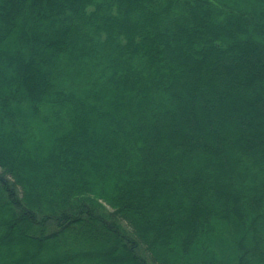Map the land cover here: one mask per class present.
Listing matches in <instances>:
<instances>
[{
    "label": "trees",
    "instance_id": "16d2710c",
    "mask_svg": "<svg viewBox=\"0 0 264 264\" xmlns=\"http://www.w3.org/2000/svg\"><path fill=\"white\" fill-rule=\"evenodd\" d=\"M14 250L264 264V0H0V259Z\"/></svg>",
    "mask_w": 264,
    "mask_h": 264
},
{
    "label": "rangeland",
    "instance_id": "374dc122",
    "mask_svg": "<svg viewBox=\"0 0 264 264\" xmlns=\"http://www.w3.org/2000/svg\"><path fill=\"white\" fill-rule=\"evenodd\" d=\"M250 63V62H249ZM251 63H253V62H251ZM243 73V72H242ZM244 74V73H243ZM251 77V75H249V76H247V74H245V78L246 79H248V78H250ZM245 79H243V81H244ZM244 92V94H247L246 92V90H244L243 91ZM20 244V243H19ZM29 247L30 246H28V248L27 247H23V244L20 246V250H19V253L21 254V255H24V254H26L27 253V251L29 252ZM118 250H120V249H118ZM26 252V253H25ZM12 253H13V257H11V258H6V257H4V256H2V258L0 259V264H3V261H7V259L8 260H10V261H12V263L14 262V263H16L17 264V262L19 261V258L17 257V251L16 250H14V251H12ZM116 254H117V256H119L120 254H121V252L119 251H116ZM51 253H49V252H46V253H42L39 257H37L36 259H34V261L31 263V264H41L42 262H43V260L45 259V260H47V259H49L50 257H51Z\"/></svg>",
    "mask_w": 264,
    "mask_h": 264
}]
</instances>
